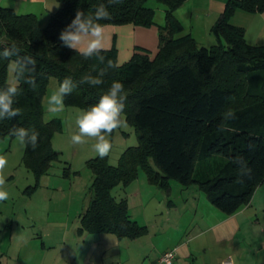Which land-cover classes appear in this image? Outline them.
<instances>
[{
    "label": "trees",
    "instance_id": "obj_1",
    "mask_svg": "<svg viewBox=\"0 0 264 264\" xmlns=\"http://www.w3.org/2000/svg\"><path fill=\"white\" fill-rule=\"evenodd\" d=\"M57 8L42 24L33 12L19 13L0 4V88L6 87L8 66L31 67L24 78H35L32 88L21 79L15 107L21 115L0 120V138L9 137L13 127L39 133L38 146L24 147L22 162L36 181L48 172L56 157L51 137L54 120H44L40 100L47 77L52 74L59 84L65 77L77 83L65 97V105L88 109L96 104L113 81L124 85L127 99L124 120L134 127L137 143L126 146L117 162L98 155L87 160L92 171L91 197L79 214L77 232H111L118 237H135L145 226L131 218L125 198H116L112 189L126 185L143 170L147 181L167 190L170 180L182 186L198 185L209 201L230 214L247 204L260 182L264 181V43L250 44L241 26L229 22L236 7L264 10V0H226L225 8L211 30L217 42L211 47L199 45L188 33L175 35L179 22L172 9L184 0H157L164 5L165 23L159 25V44L152 57L134 51L130 58L117 62L114 48L103 49L101 64L95 57L85 58L62 45L59 34L75 17L77 10L94 14L107 0H56ZM147 0H123L108 6L111 18L106 23L149 25L153 9ZM11 53L5 56V52ZM115 67L108 68V61ZM106 69L103 83L92 87L80 84L81 77ZM231 109L234 120H224ZM227 119V117H226ZM249 145H252L250 148ZM214 154L225 159L211 176H198V161ZM242 156L251 174L241 176L233 159Z\"/></svg>",
    "mask_w": 264,
    "mask_h": 264
},
{
    "label": "rangeland",
    "instance_id": "obj_2",
    "mask_svg": "<svg viewBox=\"0 0 264 264\" xmlns=\"http://www.w3.org/2000/svg\"><path fill=\"white\" fill-rule=\"evenodd\" d=\"M146 5L153 9V23L163 26L164 5L157 0H147ZM241 9L246 11V14L234 17V21L229 17V22L242 27L248 43H264V21L257 15L260 10ZM40 11L43 12L41 8ZM172 14L179 22L176 36L188 33L199 41V45L207 47L217 42L211 25L207 29L203 28L202 15L195 18L196 11L191 14L189 7L177 6L172 9ZM191 29L192 33L189 32ZM155 53L151 56L153 57ZM14 64L13 60L9 63L8 80L14 78ZM57 86L56 77L50 74L40 92L44 120L57 122L51 137L52 147L57 154L51 161L47 173L42 174L36 181L32 171L22 162L24 146H21L14 137L0 138V156L6 159V165L0 175L5 178L4 190L9 193L7 200L0 201V240L5 241V246L9 241L8 248L11 254L9 264H18L19 260L26 264H53L55 260H59L56 258L59 256H63L62 261L68 263L70 260L64 258L68 252L80 257V253L86 251L92 243V238L98 235L95 232L83 234L77 232L79 214L85 209L91 197L90 185L93 176L87 160L97 155L92 147L95 141L88 138V142L82 145H73L71 142V136L78 131L75 124L76 116L84 110L83 108L65 105L61 113L51 114L47 111V99ZM109 139L112 148L108 160L112 164L117 162L126 146L137 143L134 127L127 122L125 127L115 130ZM224 159L223 156L214 154L207 160L198 161L196 169L203 168L201 173L198 172V176L202 174L211 176ZM143 175V170L139 168L138 176L143 177ZM136 179L126 185L117 184L112 192L118 199L122 196L121 193L128 192L129 195V192L139 185L145 195L144 198L151 199L146 205V216L153 218L160 210L157 205L160 202L158 199L160 194L149 191L145 186L146 182L143 184L140 182L141 179L140 181ZM170 182L172 186L170 197H177L178 188L187 189L175 179H171ZM258 186V190L254 193ZM188 188L194 191L198 189L196 184L189 185ZM256 188L252 194L254 200L252 203L251 200L249 201L251 204L248 202L245 206L246 210L238 219L240 225L235 237L238 242H235V245L241 246L244 251L246 264H264V181ZM157 217L158 214L155 218ZM169 226L170 228L174 226L172 221L165 225L166 228ZM150 229L153 230L154 227ZM171 232L169 229V233ZM160 236L162 235L158 237ZM136 245L139 246V250L144 247H140L143 245L140 242ZM111 252L114 250L108 251L107 255ZM6 257L8 256H4L3 259L6 260Z\"/></svg>",
    "mask_w": 264,
    "mask_h": 264
},
{
    "label": "crops",
    "instance_id": "obj_3",
    "mask_svg": "<svg viewBox=\"0 0 264 264\" xmlns=\"http://www.w3.org/2000/svg\"><path fill=\"white\" fill-rule=\"evenodd\" d=\"M0 4L9 6L19 13L33 12L42 24L58 5L56 0H0ZM225 4L226 0H184L178 8L187 6L191 14L196 11L195 18L202 15L203 28L207 29L218 19ZM239 8L236 7L230 15L232 21L234 17L246 14V11ZM257 15L264 21V10L257 12ZM203 18L206 19L203 20ZM196 41L199 42L197 39ZM101 42L102 49L116 50L118 63L128 60L134 51L147 52L151 56L158 49L159 25L131 22L106 23L102 25ZM11 81L12 79L9 80ZM136 178L139 181L141 179L140 182L143 184L146 182L145 186L149 191L159 192L160 202L157 204L160 207L159 212L157 211L159 217L155 218L157 214L153 217L155 219L146 216V205L151 199H145L141 188L136 185L129 195H127L128 192L121 193L120 198L126 199L131 218L145 226L142 234L135 237H118L111 232H98L86 251L80 253V257L73 252H68L64 257L70 260L68 263L62 261L63 256H59L56 257L59 260H55L53 264H151L163 251L170 248L176 250L175 264H221L227 261H229L228 264H246L244 251L241 246L235 245V242L238 243L235 237L240 225L238 219L246 210L245 206L248 203L235 212L227 214L214 206L198 185H196L197 191L183 186L187 189L178 188L177 197H170L171 182L169 188L165 190L149 183L145 174L143 177ZM258 188L259 186L254 193ZM253 198L250 199L251 203ZM169 221H172L174 226L172 228L169 226L167 229L165 225ZM151 227L154 229L151 230ZM159 235L162 236L158 237ZM163 240L165 241L159 242ZM4 242L0 240V264H9L11 256L8 248L9 241L6 246ZM135 242L143 244L140 246H144L143 249L139 250ZM112 250L114 252L107 255V252ZM4 256H8L6 260L3 259ZM18 264L26 263L19 260Z\"/></svg>",
    "mask_w": 264,
    "mask_h": 264
},
{
    "label": "clouds",
    "instance_id": "obj_4",
    "mask_svg": "<svg viewBox=\"0 0 264 264\" xmlns=\"http://www.w3.org/2000/svg\"><path fill=\"white\" fill-rule=\"evenodd\" d=\"M123 3V0H107V4L101 3L95 9L91 16H86L81 10H77L72 21L61 30L59 40L62 45L79 52L86 59L95 57L101 64L104 63V57L101 55L102 42V25L101 20L111 18L108 6ZM11 53L5 52V56ZM31 67L21 66L16 69V76L4 88H0V120H11L21 115V109L15 107L16 97L20 94L19 82L24 79V82L32 88L36 87L35 78L29 76L24 78V73L35 72L34 62L29 61ZM108 68L115 67L112 61H108ZM106 74V69H101L96 75L91 73L81 77L79 83L87 84L92 87L99 86L103 83V77ZM77 87V83L71 77H65L59 82L58 86L53 90L47 99V111L51 114H58L64 111L65 97L70 95ZM127 95L124 85L119 81H113L111 86L104 92L98 102L90 106L86 110H81L75 119V124L78 129L71 136L73 145H82L88 142V138L95 141L92 145L97 155L103 159L109 155L112 144L109 137L111 134L122 127L126 126V121L123 118L125 109V101ZM227 117V119H226ZM235 114L229 109L224 113V120H234ZM16 141L24 147L30 146L33 150L38 146L39 133L35 130H29L24 127H13L9 133ZM251 148L252 145H249ZM243 166L239 167L241 176L251 174V168L248 167L247 161L242 156H237L233 159V163ZM6 165V159L0 156V173H2ZM5 178L0 175V201H5L9 198V193L4 190Z\"/></svg>",
    "mask_w": 264,
    "mask_h": 264
},
{
    "label": "built area",
    "instance_id": "obj_5",
    "mask_svg": "<svg viewBox=\"0 0 264 264\" xmlns=\"http://www.w3.org/2000/svg\"><path fill=\"white\" fill-rule=\"evenodd\" d=\"M175 255H176V250L174 248L167 249L163 251L159 257L152 262L151 264H175ZM229 261L223 262L221 264H228Z\"/></svg>",
    "mask_w": 264,
    "mask_h": 264
}]
</instances>
